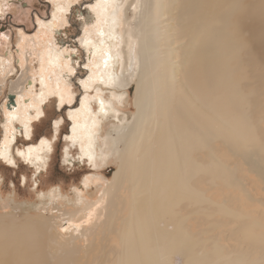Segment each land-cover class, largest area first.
Returning <instances> with one entry per match:
<instances>
[{"label": "bare ground", "instance_id": "6f19581e", "mask_svg": "<svg viewBox=\"0 0 264 264\" xmlns=\"http://www.w3.org/2000/svg\"><path fill=\"white\" fill-rule=\"evenodd\" d=\"M67 1H52L54 7L50 17L37 18V33L50 32L60 22ZM172 3L173 44L184 40L187 47L182 66L176 70L180 81L177 88L165 71V59L159 66L158 58L157 73L153 71L157 45L149 34L154 20H163ZM261 9H264V0H96L86 22L94 19L98 34L90 28L85 29L83 40L88 59L92 60L88 67L91 75L83 85L85 88L92 87L97 81L105 86L125 87L132 78H125V72L130 70L128 47L133 37L139 40V48L132 56L139 68V83L135 89L136 118L125 130L118 127L115 134L109 131L107 138L110 140L105 142L118 149L122 145L119 150L121 163L102 192L104 200L97 205L87 201L82 207L88 217L95 216L97 222L108 227V232L116 233L122 242L116 247H106L102 244L103 239L89 241L86 234L78 237L77 234H82L80 226L89 222L78 216L77 222H67L78 229L67 239L74 242L80 238L84 242L82 252L74 250L75 242L71 241L61 244L57 241L59 245L54 248L57 236L47 217L5 215L0 216V264H45L47 259L51 264H79V258L80 264H264V255L250 261L234 248L223 251L222 247L209 243L208 249L198 232L182 225L185 220L192 219L195 210L204 211L202 219L225 215L217 211L205 190L195 187L194 175L198 170L209 176L208 182L213 186L218 183L244 186L236 174L241 167L234 162L228 163L225 156L218 157L215 148L210 151V144L222 142L225 147L228 145V151L234 157H243L250 163V172L264 174L260 166L264 164L263 150L252 124V119L256 118L255 114L252 118V109L258 105L260 80L255 72L263 69L256 59L260 46L255 35ZM131 20L136 28L129 24ZM21 34L28 50L37 51V34ZM117 34L122 35L124 42L119 54L110 44ZM43 45L46 51L36 55L39 92L34 93L32 102L22 96L23 87L15 94L12 109L6 110L7 124L0 147L2 157L9 156L11 144L16 142L14 121L31 128L34 119L31 108L36 110L35 117L39 118L43 112L39 107L41 103L57 95L63 107L70 105L68 110H73V96L63 74L64 68L70 69L69 61H65L64 54L50 43ZM119 56H122V68L118 74L114 72V66ZM178 56L174 54L175 58ZM250 80L252 82L247 84ZM18 83H13L11 89ZM156 86L157 91L154 90ZM85 92L80 109L69 115L71 138L77 141L84 157L94 151L96 133L102 128L104 118L109 120L116 111L112 102L99 97L100 119L88 103V90ZM154 92L157 93L155 96ZM110 94V98L123 95L113 91ZM196 98L204 99L209 106V116L204 118L203 125L195 122L196 117L203 116L196 107ZM51 148L50 140L42 137L36 143L29 141L25 149L19 150V155L37 165L45 162L47 155L43 153L49 154ZM93 158L96 161L95 153H89L88 159ZM260 175L258 178L263 179ZM87 185L85 180L77 190L81 202L86 200L83 191ZM246 197L251 204L258 202L264 207V196L255 198L248 194ZM209 200L213 205H209ZM251 204L247 205L252 208L246 213L256 214L251 215L248 225L237 226L238 232L246 241L262 244L264 249L263 215ZM181 207L190 209L185 216L180 213L181 209L178 211ZM220 208L228 215L236 216L225 206ZM124 212L126 215L119 218V227L113 228L115 217Z\"/></svg>", "mask_w": 264, "mask_h": 264}, {"label": "rangeland", "instance_id": "374dc122", "mask_svg": "<svg viewBox=\"0 0 264 264\" xmlns=\"http://www.w3.org/2000/svg\"><path fill=\"white\" fill-rule=\"evenodd\" d=\"M13 1L24 4L25 13L20 8L15 7L11 3V0H0V147L5 124H7L6 110L12 109L11 106L15 103L16 99L15 94L23 87L22 96L25 100H28L27 102H32L34 93L39 92V65L36 55L37 53L40 54L46 51L47 48L43 45L46 43H50L51 47L61 51L64 54L63 56H65L62 58L65 61H69L70 69L64 68L65 71H63V74L64 80L67 82L69 90H71V96H73L72 102L74 105L71 107L73 109L72 111L80 109L82 100L86 96V89L89 92L88 103L92 106L91 109L97 117L101 119L98 115L100 108L97 99L99 97L104 101L112 102L116 111L114 112L115 116L110 117L109 120H105L104 118L102 125L100 124L102 128L100 130L97 129V131L99 130L98 132L96 131L95 149L93 152H88V154L95 153L97 157L96 161L94 158L89 160L88 154L86 157L81 156L77 141L71 138L70 129L72 127V120L69 115L72 111L68 110L70 105H68L69 107H63V102L59 101L56 94L55 97L43 101L39 106L43 108L44 112L40 120L35 117L36 110L34 108L30 109L33 114L32 118H34L32 119L33 122L31 121L33 123L31 136V128H25L21 122L14 121L15 123L13 125L15 127L13 133H16L17 139L16 142L11 144L12 152L10 150L9 156L6 158L0 154V216L8 215L15 218H22L28 215H43L47 217V222L54 229L57 236L56 242L53 243L54 248H57L62 241L65 243L71 241L67 238L77 233L78 229L67 225V222L69 220L77 222L75 220L79 218L78 216H81L89 222H87L88 224L84 223L85 225L80 226V233L82 234H77L78 237L86 234L89 241L96 238L103 239L102 244L104 246L116 247L118 243L122 242L117 239L118 235L114 232H108V227H104L102 223L97 222L98 219L95 216L92 218L88 217V213H84L82 207L87 204V201L88 203L92 202V204L97 205V202L104 200L102 198V192L108 186L113 171H116L118 165L121 163V153L119 150L122 148V145L118 149L113 148L110 142H105L110 140L107 138L109 131L115 134V129L118 127L125 130L136 118L135 89L139 83V68L138 65L134 64L132 56L135 50L137 51L139 48V40L137 37H133L128 47L127 57L131 56L129 59L130 70L125 72V78H129L130 76L132 78L125 87L105 86L101 84V81H97L93 83L92 87L85 88L83 85L91 75L88 67L92 60L88 59V49L86 50L84 47L83 40L86 36L85 29L90 28L94 31V34H98L97 29L94 28V19H89L86 22V18L92 14L91 6L95 5L96 0H68L65 3L66 10L61 15L60 22L54 25L50 32L47 31L46 33H37V18L43 13H47L50 17L54 7L53 0ZM133 5H131L130 9L133 8ZM173 13L172 3L169 14L165 15L163 20H154L149 34L152 42L157 45L155 49L156 57L153 60V71L157 73L158 58L160 60L159 66L161 61L165 59V71L170 82L177 88L180 85V81L176 70L182 66V58L186 55L185 50L187 47L184 40L173 44ZM263 13L264 9H261L259 12L260 18L256 22L255 32L260 46V52L256 59L262 64L263 69L255 72V75L260 76V80L258 87L259 94L257 96L258 105L254 108L255 110L252 109V118H254L253 114L256 115V118H254L255 120L252 119V124L254 123L253 126L259 138V143L262 146V154L264 155ZM84 22L86 23L84 24ZM129 24L136 28L132 20L129 21ZM26 31L31 35L37 34L38 36V44L35 45L37 51L32 50L35 55L31 54L32 51L30 52L28 50L25 41L21 38V33H27ZM115 36L116 38L111 40L110 44L111 48L118 52V50L120 51L122 49L124 42H122V35L117 34ZM174 54H178L179 56L175 58ZM139 56L141 59V54ZM118 58V62L114 66L116 69L114 72L119 74L122 68V60L120 59L122 56ZM26 66L30 67V69H26ZM15 82L19 83L12 90L11 87ZM249 82H252V80L247 81V84ZM98 88H101V90H98ZM154 90L157 91V86ZM112 91L123 95L119 98H110V92ZM153 94L155 96L157 93L154 92ZM64 103L71 102L64 101ZM205 103L204 99L196 98V107L203 115L195 118L197 125L205 124L204 118L209 116V106ZM214 104L218 105L216 102ZM230 114L233 116L236 115L235 112H231ZM10 128L13 127L11 126ZM42 137L50 140L51 146H53L49 154L47 152L43 153V155H49L48 157L44 156V163L41 162L36 165L28 161L27 158L19 155V150L25 149L29 141L36 143ZM210 146V151H212L211 149L214 150V148L217 150L218 157L225 156L228 163L234 162L237 166L239 165V168L241 167L240 171H236V174L242 180L244 186L234 185L232 187L223 183H218L213 186L208 182L209 176L201 170H198L197 174L194 175L195 187L198 190H205L207 196L213 200L217 211L225 213V215H213L209 219H202L204 211L195 210L192 213V219L185 220L183 223L181 221V223L183 227L198 232L200 239L204 241L208 249L209 243H215L217 246L222 247L223 251L234 248L238 252H243L250 261L258 259L260 255H264L262 244H254L243 239L242 235L238 232L237 226L244 227L248 225L251 215L256 214V212L253 214L246 213V210L252 208H248L247 205L251 203L246 196L248 194L254 195L255 198L264 196V174L260 175L259 173L250 172L252 170L250 163L243 157L238 158L236 155L234 157V154L232 155L228 151V145L225 147L224 143L218 142L212 143ZM243 163L245 164L244 168ZM260 166L264 172V164H260ZM259 175L263 179L258 178ZM85 180L88 181V188L83 191L86 200L81 202L78 199L79 192L77 190L81 189L82 182ZM42 194L44 197H42ZM209 205H213L210 200ZM251 205H253V208H257L264 216V207L262 205L258 202H252ZM220 206H225L228 210L234 211L236 216L223 212ZM180 209V213L184 216L190 210L187 207H181L178 208V211ZM125 215L126 212L122 213V215L119 213L115 217L114 224L112 225L113 228L119 227V218ZM238 215L242 216L237 217ZM263 216L261 217V222L264 223ZM89 218L91 219L89 220ZM79 239L74 241L75 243L73 241L71 242L74 243V250L77 249L81 253L84 242ZM78 262L80 264V258ZM51 263L49 259L45 261V264Z\"/></svg>", "mask_w": 264, "mask_h": 264}, {"label": "flooded vegetation", "instance_id": "af4514ba", "mask_svg": "<svg viewBox=\"0 0 264 264\" xmlns=\"http://www.w3.org/2000/svg\"><path fill=\"white\" fill-rule=\"evenodd\" d=\"M11 3H13V5L17 8H20L22 10L23 13H25V10H24V4H21V2H18V1H13L11 0ZM40 17H43V18H48V15L47 13H43L41 15H39ZM27 30V29H26ZM28 33V31H26Z\"/></svg>", "mask_w": 264, "mask_h": 264}, {"label": "trees", "instance_id": "16d2710c", "mask_svg": "<svg viewBox=\"0 0 264 264\" xmlns=\"http://www.w3.org/2000/svg\"><path fill=\"white\" fill-rule=\"evenodd\" d=\"M129 90H130V88H129ZM43 113H44V112H42V115H41L40 117L43 116ZM40 117L38 118V120H40ZM38 120H37V121H38ZM32 122H33V121H32ZM32 124H33V123H32ZM31 133H32V125H31V130H30V136H31ZM39 137H40V136H39Z\"/></svg>", "mask_w": 264, "mask_h": 264}]
</instances>
